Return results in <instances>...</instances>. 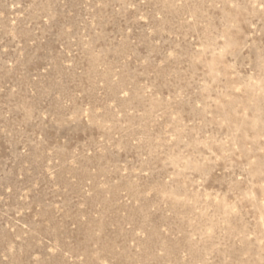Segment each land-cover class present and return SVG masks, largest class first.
I'll return each instance as SVG.
<instances>
[{
  "label": "rangeland",
  "instance_id": "rangeland-1",
  "mask_svg": "<svg viewBox=\"0 0 264 264\" xmlns=\"http://www.w3.org/2000/svg\"><path fill=\"white\" fill-rule=\"evenodd\" d=\"M0 264H264V0H0Z\"/></svg>",
  "mask_w": 264,
  "mask_h": 264
}]
</instances>
